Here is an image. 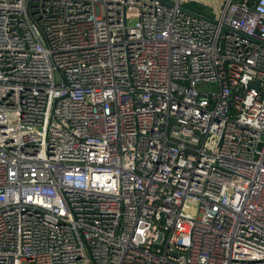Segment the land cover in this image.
Wrapping results in <instances>:
<instances>
[{
  "label": "built area",
  "instance_id": "built-area-1",
  "mask_svg": "<svg viewBox=\"0 0 264 264\" xmlns=\"http://www.w3.org/2000/svg\"><path fill=\"white\" fill-rule=\"evenodd\" d=\"M0 264H264V0H0Z\"/></svg>",
  "mask_w": 264,
  "mask_h": 264
},
{
  "label": "rangeland",
  "instance_id": "rangeland-1",
  "mask_svg": "<svg viewBox=\"0 0 264 264\" xmlns=\"http://www.w3.org/2000/svg\"><path fill=\"white\" fill-rule=\"evenodd\" d=\"M186 6L189 8V9H192V10H195V11H200V12H203L207 15H210L211 12L210 11H207V12H204L201 10L200 6L198 5V3L196 2H190V3H186Z\"/></svg>",
  "mask_w": 264,
  "mask_h": 264
},
{
  "label": "trees",
  "instance_id": "trees-1",
  "mask_svg": "<svg viewBox=\"0 0 264 264\" xmlns=\"http://www.w3.org/2000/svg\"><path fill=\"white\" fill-rule=\"evenodd\" d=\"M199 6H200V8H201L202 11H204V12L209 11V7L208 6H205V5H199Z\"/></svg>",
  "mask_w": 264,
  "mask_h": 264
},
{
  "label": "water",
  "instance_id": "water-1",
  "mask_svg": "<svg viewBox=\"0 0 264 264\" xmlns=\"http://www.w3.org/2000/svg\"><path fill=\"white\" fill-rule=\"evenodd\" d=\"M248 1H255V0H248ZM253 85L257 86L258 88H260L261 86L260 82H254Z\"/></svg>",
  "mask_w": 264,
  "mask_h": 264
}]
</instances>
